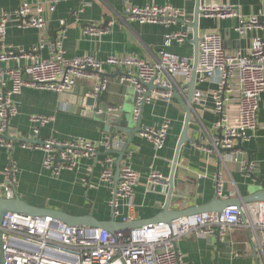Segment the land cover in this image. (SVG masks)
<instances>
[{
  "label": "built area",
  "instance_id": "2783aa9c",
  "mask_svg": "<svg viewBox=\"0 0 264 264\" xmlns=\"http://www.w3.org/2000/svg\"><path fill=\"white\" fill-rule=\"evenodd\" d=\"M34 1L32 5L29 0H19L12 12L0 10V63H24L16 69L0 68V80L8 77L11 82L10 88L0 93L1 147L12 151L14 141L19 140L22 148L42 151L45 154L43 168L52 176H58L63 170H73L82 158L94 156L101 146L106 151L109 148L108 136L101 143H92L83 139L58 142L51 138L34 142L9 135V120L18 112L12 96L17 95L23 87L62 94L71 91L76 80L89 79L92 81L93 95L98 97L106 90L104 67H113L120 70L118 82L127 83L135 90V122L144 105L155 100L170 102L175 96L181 100L186 97L193 70L191 58L164 51L153 62L134 57H109L104 61L88 55L67 58L63 48L67 23L61 21L57 31L51 34L49 21L43 17L44 8L51 14L60 0ZM85 6L82 3L71 11L75 21L79 20ZM199 9L204 18L236 19L234 31L239 37L251 30L264 33V0L258 14L248 17L230 6L215 3L205 4ZM124 11L128 21L141 25L157 24L167 28L179 23L184 28L191 24L183 10L171 6H127ZM11 22L19 30L35 29L38 33L37 44L27 50L7 45L6 30ZM112 24V21H92L85 25L83 34L99 38L109 32ZM186 40L185 31L175 32L164 36V45L168 47L173 41L184 43ZM23 74L27 76L26 80ZM195 74L191 105L205 102L206 95L197 85L217 79L211 99L213 113L217 116L214 129L218 134L211 138L209 147L204 150L217 153L224 167L227 163L238 164L242 175L255 182V164L243 156L239 145L248 142L257 128L259 98L264 93V35L255 37L244 55L239 51L228 54L218 34L199 36ZM118 112V107H108L107 119ZM52 120L40 115L31 117L35 137L39 136L40 127ZM169 126L170 120L163 119L158 128L145 127L140 130V135L156 151H160L165 145ZM112 162L110 157L105 159L100 180L113 184L108 205L115 218L120 216V200L124 201L128 214H131L138 175L129 166L122 165L117 180H114ZM16 172L15 163L10 159L3 169L0 197L12 199L16 196ZM213 179L216 195L222 197V174H215ZM146 183L150 187L160 186L163 190L168 186L166 178L155 171H150ZM235 194L233 191L231 197ZM129 221L130 216L122 218L123 223ZM233 227L249 231L264 260V201L230 205L219 214L207 212L170 223H146L119 230L114 235L101 228L67 226L50 216L7 213L0 222V253L3 264H183L179 248L181 239L193 242L214 235L216 231L223 236L227 229Z\"/></svg>",
  "mask_w": 264,
  "mask_h": 264
},
{
  "label": "crops",
  "instance_id": "0c3cea01",
  "mask_svg": "<svg viewBox=\"0 0 264 264\" xmlns=\"http://www.w3.org/2000/svg\"><path fill=\"white\" fill-rule=\"evenodd\" d=\"M18 2L0 0V10L12 12ZM29 2L32 5L35 3L34 0ZM198 2L199 8L211 3L227 5L245 17L257 15L262 8V0ZM82 3L86 6L79 14V20L75 21L70 13ZM127 6H171L183 10L192 24L196 0H60L53 13L50 14L44 8L43 17L49 21L51 34L57 31L61 21L67 23L63 43L67 58L88 55L104 61L109 57H134L144 62H153L164 51L191 58L193 66L191 24L184 28L179 23L167 28L157 24L141 25L125 18L124 9ZM92 21H112L113 24L109 32L99 38L84 35L85 25ZM236 25L237 20L234 18L209 19L200 15L198 35L218 34L228 54L239 51L244 55L252 40L264 33L251 30L239 37L234 31ZM181 31L187 33L184 43L173 41L168 47L164 45L165 35ZM5 42L12 47L27 50L37 44L38 33L35 29L19 30L11 22L6 30ZM23 65V61H10L0 63V68L16 69ZM119 76V69L104 67L103 77L107 85L98 97L93 95L92 81L89 79L76 80L72 90L62 94L23 87L17 95H13L18 112L9 120L8 134L17 139L26 138L34 142L48 138L58 142L83 139L101 143L108 136L110 143L107 151L101 146L94 156L82 158L73 170H63L58 176H52L43 168L45 154L42 151L22 148L19 140H15L12 151L0 146V184L4 181L3 169L11 159L17 168L16 195L29 206L52 209L75 217L91 214L95 220L106 222L114 218L108 205L113 184L102 182L100 175L105 159L110 157L113 161L111 170L114 180L122 165L129 166L138 175L131 214H128L124 201L120 200V216L115 217L114 221L123 223L122 218L130 216L131 221L123 224L128 229L153 221L166 204L169 186L165 190L160 186L150 187L146 179L150 171L161 174L167 181L170 177L185 118L182 102H186L188 91L182 100L175 96L170 102L155 100L144 105L135 122V90L127 83L120 84ZM22 77L27 79L25 74ZM216 80L214 78L201 86L197 85L206 95L205 102L202 105H191L187 131L189 141L180 148L169 200L170 211L206 205L217 197L213 179L217 173L222 174L224 182L223 196L218 197L220 200H240L258 190H264V93L259 98L256 131L251 134L248 142L238 147L243 156L255 164V182L242 175L238 164L227 163L224 167L217 153L204 150L209 147L211 138L218 134L214 129L217 116L213 113L211 99ZM10 86L8 77L0 80V93ZM108 107L119 108L117 115L110 117L111 123L107 119ZM36 115L53 119L40 127L38 137L33 134L34 125L30 121ZM163 119H169L170 126L163 149L156 151L140 135V130L145 127L158 128ZM135 129L138 131L130 135L129 132ZM233 191L236 194L231 197ZM179 248L183 264H264L261 250L251 240L249 231L241 227L229 228L219 238L214 234L193 242L181 239Z\"/></svg>",
  "mask_w": 264,
  "mask_h": 264
},
{
  "label": "water",
  "instance_id": "95a60500",
  "mask_svg": "<svg viewBox=\"0 0 264 264\" xmlns=\"http://www.w3.org/2000/svg\"><path fill=\"white\" fill-rule=\"evenodd\" d=\"M199 17H200L199 2L198 0H196V9H195L193 21L191 24V28H192L191 44L193 45V48H194L193 70H192L190 82L188 84V94H187L186 102L185 103L182 102V105L185 110L184 123H183L180 137L176 145L172 170H171L170 177L168 179L169 190H168V197H167L166 204L164 205L162 211L153 219V221H149L148 223H159V222L170 223L173 220H176L182 217H187V216L200 214V213H207V212L219 214L224 208L230 205H234V204L241 205V204L251 203L255 201H264V190H258L255 193L247 197H244L243 199H240V200H220L218 197H215L212 201H210L206 205L196 206V207H192V208L182 210V211H170L169 210V200L171 198V194L173 190L174 173H175V169H176V165L178 161L180 148L184 143H187L189 141L187 137V131H188L190 114H191L192 92L194 90V82H195V77H196L195 70L197 66V57H198ZM108 122L111 123L110 118H108ZM136 131H138V129H135L134 131H130L129 134L132 135ZM239 147H241V145H239ZM115 180H117V176ZM7 213L18 214V215H23V216H31V217L50 216L56 221L64 225H67V226H87L90 228H101V229L108 231L112 235H114L119 230L128 229L127 226L123 225L126 223H116L114 221V218L106 222H99L95 220L91 214L80 216V217H75V216H71L63 212L52 210V209H40V208L32 207L26 204L25 202H23L18 197V195H16L12 199H6L3 197H0V222L3 216ZM215 235L219 238L218 231H216ZM0 264H3V256L1 253H0Z\"/></svg>",
  "mask_w": 264,
  "mask_h": 264
}]
</instances>
